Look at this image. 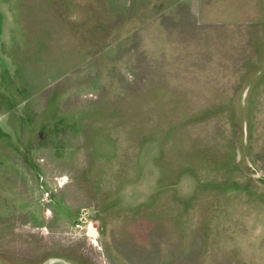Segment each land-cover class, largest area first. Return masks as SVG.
<instances>
[{
	"label": "rangeland",
	"instance_id": "374dc122",
	"mask_svg": "<svg viewBox=\"0 0 264 264\" xmlns=\"http://www.w3.org/2000/svg\"><path fill=\"white\" fill-rule=\"evenodd\" d=\"M264 264V0H0V264Z\"/></svg>",
	"mask_w": 264,
	"mask_h": 264
},
{
	"label": "water",
	"instance_id": "95a60500",
	"mask_svg": "<svg viewBox=\"0 0 264 264\" xmlns=\"http://www.w3.org/2000/svg\"><path fill=\"white\" fill-rule=\"evenodd\" d=\"M50 261H53V263H54V260H49V261H46L45 264H49ZM53 263H52V264H53Z\"/></svg>",
	"mask_w": 264,
	"mask_h": 264
},
{
	"label": "bare ground",
	"instance_id": "6f19581e",
	"mask_svg": "<svg viewBox=\"0 0 264 264\" xmlns=\"http://www.w3.org/2000/svg\"><path fill=\"white\" fill-rule=\"evenodd\" d=\"M52 263H53V261H50V262H49V264H52Z\"/></svg>",
	"mask_w": 264,
	"mask_h": 264
}]
</instances>
